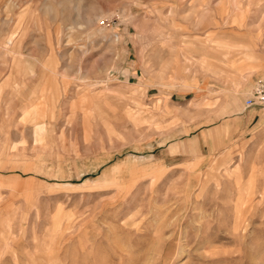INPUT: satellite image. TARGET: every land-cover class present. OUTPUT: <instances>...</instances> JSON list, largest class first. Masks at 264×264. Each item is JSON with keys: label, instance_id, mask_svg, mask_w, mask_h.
<instances>
[{"label": "rangeland", "instance_id": "374dc122", "mask_svg": "<svg viewBox=\"0 0 264 264\" xmlns=\"http://www.w3.org/2000/svg\"><path fill=\"white\" fill-rule=\"evenodd\" d=\"M264 0H0V264H264Z\"/></svg>", "mask_w": 264, "mask_h": 264}, {"label": "built area", "instance_id": "2783aa9c", "mask_svg": "<svg viewBox=\"0 0 264 264\" xmlns=\"http://www.w3.org/2000/svg\"><path fill=\"white\" fill-rule=\"evenodd\" d=\"M262 105L264 107V84L259 85L247 102L248 107Z\"/></svg>", "mask_w": 264, "mask_h": 264}]
</instances>
